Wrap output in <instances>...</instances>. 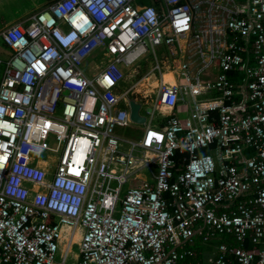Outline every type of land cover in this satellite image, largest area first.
Listing matches in <instances>:
<instances>
[{
	"label": "built area",
	"instance_id": "obj_1",
	"mask_svg": "<svg viewBox=\"0 0 264 264\" xmlns=\"http://www.w3.org/2000/svg\"><path fill=\"white\" fill-rule=\"evenodd\" d=\"M148 3L0 29V264H264V0Z\"/></svg>",
	"mask_w": 264,
	"mask_h": 264
},
{
	"label": "rangeland",
	"instance_id": "obj_2",
	"mask_svg": "<svg viewBox=\"0 0 264 264\" xmlns=\"http://www.w3.org/2000/svg\"><path fill=\"white\" fill-rule=\"evenodd\" d=\"M142 2L148 3L147 0H141ZM40 4V0H0V13L1 14H6L10 12L11 10H19V9H24L26 7H29L36 12L40 11L44 7H38L36 8L37 5ZM149 4V3H148ZM36 5V6H35ZM0 14V15H1ZM204 18L201 17V25H203ZM203 22V23H202ZM2 28V27H0ZM89 64H87L86 67H84L85 71L89 75H96L99 71H101L107 64V59L103 58L101 54L98 52L95 53L90 60L88 61ZM92 66L96 67L95 70H92ZM139 66L143 69H140V72L142 73H148L153 67H154V57L153 55L149 54L147 56V59L143 60ZM156 77L159 78V73L156 74V76H150L147 79V89L148 92L153 91L156 88ZM184 112V111H182ZM185 113V112H184ZM142 114L147 116L146 113V108H142ZM187 115V113H185ZM184 115V116H186ZM143 128V126H142ZM119 134H122L123 136H128L131 138H137L142 134V129L138 128H128V129H122L119 131ZM46 159V158H44ZM127 191V186L124 187L122 195ZM76 252V251H75ZM70 262V260H69Z\"/></svg>",
	"mask_w": 264,
	"mask_h": 264
},
{
	"label": "crops",
	"instance_id": "obj_3",
	"mask_svg": "<svg viewBox=\"0 0 264 264\" xmlns=\"http://www.w3.org/2000/svg\"><path fill=\"white\" fill-rule=\"evenodd\" d=\"M55 0H40V4L39 5H35L36 8H40V7H45L49 2H52ZM148 2L150 3V0H148ZM36 10V9H35ZM26 7L24 9H19V10H14V11H10L6 14H1L0 15V27H4L5 24H13L15 22H20V21H26L28 20L32 15H34L36 13V11ZM1 29V28H0ZM168 77V76H167ZM168 80H173L172 78H167ZM156 85H157V80H156ZM179 115L184 116L186 115L185 113H182L181 111L179 112ZM78 242L81 239L80 235L77 234L76 238H75ZM217 243H220V240L217 241ZM197 251L200 252V256H199V260L202 259V257H206L209 256L210 253L213 252V250L211 251L209 248L198 245L196 247ZM76 251V252H75ZM78 246L74 247V251L72 253V256L70 258V262L68 261V264H75L76 260L78 259ZM57 264H60V259L58 261ZM185 264H196V260H189L188 262H186Z\"/></svg>",
	"mask_w": 264,
	"mask_h": 264
},
{
	"label": "water",
	"instance_id": "obj_4",
	"mask_svg": "<svg viewBox=\"0 0 264 264\" xmlns=\"http://www.w3.org/2000/svg\"><path fill=\"white\" fill-rule=\"evenodd\" d=\"M131 108H132V117H131L132 121L137 124H144L145 118H142L139 115L140 106L135 103H132Z\"/></svg>",
	"mask_w": 264,
	"mask_h": 264
},
{
	"label": "bare ground",
	"instance_id": "obj_5",
	"mask_svg": "<svg viewBox=\"0 0 264 264\" xmlns=\"http://www.w3.org/2000/svg\"><path fill=\"white\" fill-rule=\"evenodd\" d=\"M167 76H168V77H167ZM167 78H172L173 80H168ZM164 81H165V83H166L168 86H173V85L175 84V79H174V76H173L172 73H168V72H167V73L164 75ZM163 111L169 113L171 110H170L168 107H164V108H163Z\"/></svg>",
	"mask_w": 264,
	"mask_h": 264
},
{
	"label": "trees",
	"instance_id": "obj_6",
	"mask_svg": "<svg viewBox=\"0 0 264 264\" xmlns=\"http://www.w3.org/2000/svg\"><path fill=\"white\" fill-rule=\"evenodd\" d=\"M136 185H138V184H136Z\"/></svg>",
	"mask_w": 264,
	"mask_h": 264
}]
</instances>
